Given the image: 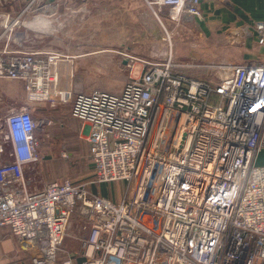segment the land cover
<instances>
[{"label":"built area","instance_id":"obj_1","mask_svg":"<svg viewBox=\"0 0 264 264\" xmlns=\"http://www.w3.org/2000/svg\"><path fill=\"white\" fill-rule=\"evenodd\" d=\"M201 2L144 0L165 31L162 8L176 24L192 23ZM240 29L223 34L225 46L246 47L250 38L264 48V22ZM244 52L254 59L222 62L211 76L181 71L171 53L164 62L142 58L139 76L119 91L71 96L53 68L58 53L4 48L0 78L22 81L27 101L0 119V228L31 264L58 263L74 211L87 229L81 264H264V166L254 162L264 145V53ZM121 54L132 69L135 57ZM70 100L71 116L90 126L93 177L39 185L26 170L38 171L53 122L32 107ZM116 180L128 185L118 201L89 186Z\"/></svg>","mask_w":264,"mask_h":264},{"label":"rangeland","instance_id":"obj_2","mask_svg":"<svg viewBox=\"0 0 264 264\" xmlns=\"http://www.w3.org/2000/svg\"><path fill=\"white\" fill-rule=\"evenodd\" d=\"M142 1L143 4L136 6L135 11H133L127 5H124L125 8H119L118 2L113 0H105L103 2L101 0H88L89 3L87 5L89 8H87V11L82 8L75 12L79 19L74 22L75 24L71 29V34L77 38L72 43L86 44L89 41V44L92 45L100 44L101 47L99 49L103 51H100L101 53L96 58L100 62L103 61L105 65L111 64L112 62H109L111 59L117 58L120 60L123 57L121 52H127L135 57L132 60V69L125 67V69L117 72L97 71L96 66L102 64L89 62L92 64L88 66L91 71L83 72L79 70L73 73L72 84L76 86V89H119L126 80L139 76V63H141L139 60L142 58L151 59L156 62H164L163 57H167L171 53L173 54V59L177 58V62L181 64L179 69L193 76L208 75V72L211 76L214 70L219 67L220 63L228 61L230 58L234 60L242 58L240 56L241 53L238 51L222 47V40L215 42V38H206L207 40L201 47L193 43L197 35L195 36L194 29H192V23L181 22L176 24L171 21L168 18L170 14L168 8L165 10L162 9L158 16L167 30L165 31L160 27L156 15L146 6L144 0ZM64 6L67 5L63 2H45V0L43 2H34L30 6H26V4L21 5L17 0H0V52L4 48H6L8 53L28 51L32 49L31 47L34 44L39 42L38 40L57 45L64 44L65 40L57 36H36L34 30L40 27L28 25L29 21L39 15L45 14L48 10ZM77 7H85V5L83 3L79 5L75 4L73 8ZM83 11H85V15L82 18L81 12ZM68 13L71 15L70 12ZM54 16L51 13V17ZM47 18L49 19V17ZM55 22L51 23L47 21L44 30L50 34L66 33V31L69 33L68 27L60 24L58 19ZM166 33L171 35V48L169 41L166 40ZM89 34L92 35L88 36ZM96 34L98 36L91 38ZM119 36L123 37L118 39ZM203 38L205 39V36ZM132 40L136 45L133 46L132 53H130L126 47L131 46ZM120 45H123V47H118ZM109 50L110 52L112 50L113 53L110 54V57H107L106 54H108L107 52ZM149 54H151V57H149ZM79 59L80 57H77L76 60L79 62ZM99 66H97L98 69L100 68ZM0 82H7L9 86L8 95L2 101L4 105H7L5 113L11 108L22 106L23 101H27L26 89L21 81L0 79ZM58 82L59 85H63L64 87H62L67 89L65 87L66 82H61L60 80ZM73 94L74 92L72 91V96ZM32 108L37 113L38 106L34 105ZM49 132L46 130L45 133H48L49 138L46 139V143L39 146L38 152L42 155L48 153L47 155L53 160V166L44 173L43 171L41 172L40 166H38L37 172L26 170V176L36 180V183L39 185L45 181L48 182L64 178L74 180L75 183H80L78 180H81L82 176L90 170V166L88 165L90 164L89 159L86 157L85 159L80 158L81 160L77 161L73 153H70L68 149L64 148L63 137L55 139L53 142ZM51 141L53 146L50 144ZM9 148L10 143L6 142V152L2 154L3 157L7 155ZM62 154H65V156ZM89 186L97 190V193H102L101 186L104 194L113 199H118L123 195L128 185L125 181L116 180L92 183ZM79 218L77 211H74V216H72L71 221L73 219L79 220Z\"/></svg>","mask_w":264,"mask_h":264},{"label":"crops","instance_id":"obj_3","mask_svg":"<svg viewBox=\"0 0 264 264\" xmlns=\"http://www.w3.org/2000/svg\"><path fill=\"white\" fill-rule=\"evenodd\" d=\"M17 1L21 5L26 4V6L27 5L30 6L34 2H41L39 0H17ZM48 1L61 2V3L63 2L67 6L56 8L54 11V15H55L54 17H51V14L47 12L45 14L39 15L38 17H35L33 19L34 22L33 25L34 27H40L39 29L34 30L36 32L35 34L38 37L51 36V35L57 36L63 38L65 40V43L57 45L49 42L47 43L42 40H38L39 42L37 44H34L31 47L32 49L30 50L42 51V52L50 51L59 54L60 57L57 60V64H55L53 68L58 73L59 80L61 82H66L65 84V87H67L66 90L69 92L71 91L70 92L71 96H72V91L74 92V94L77 92H91L93 90H105V91H114V92L119 91L121 88L112 89V90H106V89L79 90L76 89V86H73L72 84V79L74 75L73 73L79 70L83 72H87L88 70L91 71L88 66L92 64H90L89 62H97V64L99 63L103 65V66L97 65L100 67L98 69V67L96 66L97 71L117 72L125 69L126 67L125 64L127 59L124 57H122L120 60H118L117 58L113 60L111 59L109 60V62L111 61L112 63L105 65L103 64V61L100 62L96 58V56L101 53L100 51H103L99 49L101 47L100 44L92 45L89 44V41L86 44L74 43V42L72 43V41L76 40L77 38L71 34V29L75 24L74 22L79 19V17L76 15L75 12H77L79 9L82 8H84L83 10L87 11V8H89L87 5L89 3L88 0H45V2ZM103 1L105 0H101V2ZM113 1L118 2L119 8L120 7L125 8V6L127 5V7L129 6V8L132 9L133 11H135L136 6L143 4L142 0H113ZM82 3L85 5V7L73 8L75 4L79 5ZM162 9L165 10L166 8H162ZM68 12H70L71 15H69ZM84 12L85 11L81 12L82 18L85 15ZM47 17H49V19ZM57 19L59 20L60 24H64L66 27H68L69 33H67L68 31H66V33L50 34L46 30H44L45 29L44 27L46 26L45 23H47V21L53 23ZM254 22H264V0H229V6L216 4L214 0H202L200 15L194 18L191 25H192V29H194L195 35L203 36V37L205 36V39L201 37L203 39L202 41H204L205 43V41L209 38L212 39L215 38L214 39L215 42H218L220 40L223 41V34L228 28L231 27L240 28L243 24L254 23ZM91 35L92 34H89L88 36ZM95 36H98V34L93 35V37L91 38H94ZM120 37L123 36H119L118 39H121ZM132 44L131 46L128 47L125 46L130 53H132L133 46L136 45V43H134L132 40ZM118 47H123V45H120ZM222 47L234 49L239 53H241L240 56H242V58L239 60H234L230 58L231 60L234 61H247L250 59H254V56L252 54L245 53L244 52L245 50H252V51H258L260 53H264V48H259L257 45L253 43V40L250 38L246 42V47L225 46L224 41ZM134 50H136V48H134ZM107 53L108 54H106V56L110 57V54L113 53V51L111 50L110 52L109 50V52ZM149 56H151V54H149ZM77 57H80L79 62L76 60ZM140 67H141V63H139V73H140ZM125 82H123L122 84H124ZM8 88L9 86L7 82H0V119L4 116L6 112L7 105L6 104L4 105L2 101L6 97V95H8ZM23 102L25 103V101ZM70 109H71V100L64 102L62 104H58L56 106H49V105L38 106V111L37 113L34 112V115L45 116L48 119H50L53 122V124L46 127L45 130H47V132L50 131L49 135L51 136L53 142L55 141V139L63 137L64 148L68 149L70 153H73L77 161H80L81 160L80 158L85 159L89 153V142L87 139L89 137L90 126L87 121L80 120L71 116ZM50 144L53 146L52 141L50 142ZM47 154L43 155V160L39 164L41 168V172L43 171V173L53 166V162H52L53 160ZM254 162L256 165L264 166V145H262L257 150L254 158ZM88 165L90 166V168L87 167ZM88 165L86 167L89 168L90 170L87 171L86 174L82 176V179L78 180V182H82L91 179L93 177V171L91 169V165L90 164ZM72 181L74 182V180ZM90 189L93 193H97V190L92 188ZM100 189L102 193H97V194L108 196L103 193L101 186ZM124 194L125 191L123 195L118 199L117 198L113 199L111 197L110 198L113 199L114 201H118L124 196ZM85 223H86L85 220L81 218H79V220L73 219L71 221L69 227L70 233L64 238L62 244L58 248L57 251L58 263L56 264H60L59 262L60 260H63L68 257H71L73 259L74 264H81L82 260L84 259L83 238L87 234V229L84 228ZM0 264H31L28 254L21 247L18 240L13 236V234L10 232L8 228H0Z\"/></svg>","mask_w":264,"mask_h":264},{"label":"water","instance_id":"obj_4","mask_svg":"<svg viewBox=\"0 0 264 264\" xmlns=\"http://www.w3.org/2000/svg\"><path fill=\"white\" fill-rule=\"evenodd\" d=\"M225 32L231 34L233 37H236L237 35L241 34V29L236 27H231L228 28Z\"/></svg>","mask_w":264,"mask_h":264},{"label":"bare ground","instance_id":"obj_5","mask_svg":"<svg viewBox=\"0 0 264 264\" xmlns=\"http://www.w3.org/2000/svg\"><path fill=\"white\" fill-rule=\"evenodd\" d=\"M54 11H55V9H50V10L47 11V13H49V14H51V13L54 14ZM33 24H34L33 20L28 22V25H33ZM160 48H161V47H160ZM159 50H160V49H159ZM151 53H152V52H151ZM170 119H171V118H169V121H170ZM167 128H168V125L166 126L165 131H167Z\"/></svg>","mask_w":264,"mask_h":264}]
</instances>
